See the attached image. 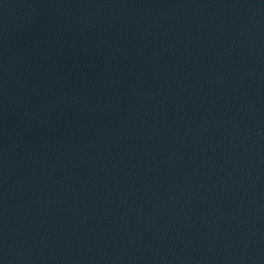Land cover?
Instances as JSON below:
<instances>
[{
  "label": "water",
  "instance_id": "95a60500",
  "mask_svg": "<svg viewBox=\"0 0 264 264\" xmlns=\"http://www.w3.org/2000/svg\"><path fill=\"white\" fill-rule=\"evenodd\" d=\"M0 264H264V0H0Z\"/></svg>",
  "mask_w": 264,
  "mask_h": 264
}]
</instances>
